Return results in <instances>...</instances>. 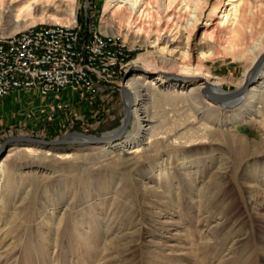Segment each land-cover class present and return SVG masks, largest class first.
I'll use <instances>...</instances> for the list:
<instances>
[{"label":"rangeland","instance_id":"obj_1","mask_svg":"<svg viewBox=\"0 0 264 264\" xmlns=\"http://www.w3.org/2000/svg\"><path fill=\"white\" fill-rule=\"evenodd\" d=\"M107 1L76 0L78 21L94 14L104 33ZM183 1L149 0L143 13L124 9L107 16L105 34L118 29L114 35L137 45L130 71L113 92L71 97L67 111L46 101L31 106L26 97L12 105L0 100V152L19 136L53 141L70 133L116 134L129 109L123 90L129 93L127 83L138 76L139 55L170 73V80L186 73L183 61L192 69L202 63L224 81L223 89L233 90L252 58L236 60L242 50L231 52L229 46L250 40L249 26L254 41L264 35V0H243L239 28L222 25L221 18L205 26L226 0ZM72 9L68 1L55 3L42 25L69 21ZM41 16L36 8L19 23ZM6 19L0 21L3 36L16 20ZM169 35L176 44L161 50ZM175 47H188L190 61L171 52ZM209 51L215 56L201 59ZM163 59L170 63L157 62ZM192 104L185 98L149 104L152 131L159 135L134 154L105 153L104 145H62L55 152L34 145L39 150L33 152L26 146L32 144H8L0 162L13 175L0 184L14 181L18 190L1 196L0 264H264V122L249 116L233 120L209 99L200 102L202 111ZM257 107L264 111V101ZM205 109L213 116L208 122L201 118ZM134 129L132 119L124 138Z\"/></svg>","mask_w":264,"mask_h":264},{"label":"bare ground","instance_id":"obj_2","mask_svg":"<svg viewBox=\"0 0 264 264\" xmlns=\"http://www.w3.org/2000/svg\"><path fill=\"white\" fill-rule=\"evenodd\" d=\"M63 1L64 0H0V21L6 18L9 21H13L14 18H16L11 32L7 34L8 36L14 35L28 28L45 24V13L52 7V5L57 2L61 3ZM65 1H68L73 5L71 18L66 22V19L63 18L56 19L57 25H70L75 20H78L74 9L76 0ZM184 2L185 0L183 3ZM170 3V1H167V5ZM148 4H150L149 0H108L104 9V19L102 20V29L104 28V33H109V31L106 30L108 28L106 27V24L108 23L107 16L114 15L116 13H122L124 9L134 13H143V7L147 6ZM242 4L243 0L223 1V5L216 7L211 12L210 19L205 24L206 28L214 27L217 24L216 18L223 19L221 24L224 26L231 25L233 28H235L237 25L238 28L243 26L244 24L240 21L242 15L241 13H243L241 12ZM185 6L190 7L187 5V2ZM36 8L40 9L43 16L39 17L38 19H32L30 23H28V21H24L23 24L19 23L23 14H31L36 10ZM220 14H223V16L218 17ZM247 25L248 23L246 26ZM251 27L249 26L245 28L246 31L251 30L249 37V39L251 38V41L247 40V38H243L242 40L239 39L236 44L232 43L229 46L231 52H235L238 49L242 50L241 56L234 57L236 60L243 61L249 57L252 58L251 64L243 74L242 78L237 83H235V88L231 91H226L223 89V85L225 84L224 81L221 78L213 76L209 71L205 70V67L202 65V63L197 64L196 69H192V65L183 61L181 66L182 69L186 71V73L175 74L177 79L170 80L166 77V74L170 73L162 69L154 68L152 65L153 62L149 57L146 55H139L135 60V63L137 65L139 64L138 68H140L138 76L131 79L126 85L127 89L129 90L128 98L130 99L128 100V112L130 111L132 119H134V132L124 139L117 140V143L114 141L105 144L103 147L105 153L119 151L123 153L129 152V154H134L142 149V147L147 144V141H151V139L154 137L156 138L159 134L156 135L152 131L153 119L148 117L147 107L149 104H153L163 98L188 99L189 101L193 102L192 105L197 106L201 111L205 107H201L200 102L202 99H209L223 110L227 111L233 120L239 119L241 117L247 118L249 116L251 118L259 117L264 122V111L260 110L261 107H257L258 103L264 101V35H261L258 40L254 41L253 38L255 37V34ZM242 30H244V27H242ZM116 33H118V29L117 32H113V35ZM171 33L172 32L169 34ZM170 37L171 35H169L164 40L165 46L161 48V50H169L176 44L175 39L171 40ZM159 40L157 39L153 43L157 45ZM142 42L147 44L148 40L144 39ZM178 49V47H175L171 50V52H176V54L177 52H182L181 57L183 59L188 58L190 61L191 58L189 59V48H180V50L177 51ZM214 56V52L210 51L207 53H201V59H210ZM157 62L164 63L166 65L167 63H170L164 59ZM147 80H151V83H148ZM201 118L202 120L208 122L207 119H212L213 116L210 117L208 110L205 109ZM217 121L219 122V120ZM203 126H205L206 130L209 128L207 124H204ZM113 135H115V133H113ZM195 141L196 140H189L187 142L192 143ZM26 146H28V149L31 148L29 151L37 152L36 150H39L35 149L36 146L33 144ZM12 175L13 174L11 173V170H9L4 163L0 162V182L6 178L12 177ZM4 184L5 185L0 184V202L2 201V194H5L6 192L7 194H14L18 190V188H16V182L14 181L11 183L4 182Z\"/></svg>","mask_w":264,"mask_h":264},{"label":"built area","instance_id":"obj_3","mask_svg":"<svg viewBox=\"0 0 264 264\" xmlns=\"http://www.w3.org/2000/svg\"><path fill=\"white\" fill-rule=\"evenodd\" d=\"M136 46L121 34L98 30L94 14L88 13L82 23L0 34V100L28 94L67 111L71 97L95 98L120 87Z\"/></svg>","mask_w":264,"mask_h":264},{"label":"water","instance_id":"obj_4","mask_svg":"<svg viewBox=\"0 0 264 264\" xmlns=\"http://www.w3.org/2000/svg\"><path fill=\"white\" fill-rule=\"evenodd\" d=\"M124 93L129 96V93L126 89L123 90ZM131 113L130 111L127 112L126 118L123 121V124L121 128L116 132L115 135L109 137V136H89V135H84L81 133H70L64 135L61 139H56L53 141H46V140H41V139H34L32 137H25V136H19V137H14L11 139H8L3 147L0 153H2L8 144L10 143H22L25 142L27 144H33L37 145L45 150H52V151H57L59 146L62 145H83V146H103L109 142H114L119 139L124 138L126 135L129 125L131 123Z\"/></svg>","mask_w":264,"mask_h":264},{"label":"crops","instance_id":"obj_5","mask_svg":"<svg viewBox=\"0 0 264 264\" xmlns=\"http://www.w3.org/2000/svg\"><path fill=\"white\" fill-rule=\"evenodd\" d=\"M26 97L28 100V103L31 104V106H40L42 103V99H40L39 97H32L29 96L27 94H13L11 96H9L8 98L4 99V103L5 105H12V104H19V102L22 100H24L23 98ZM21 103V102H20ZM44 103V102H43ZM28 104V105H29ZM3 123L2 120H0V124Z\"/></svg>","mask_w":264,"mask_h":264}]
</instances>
